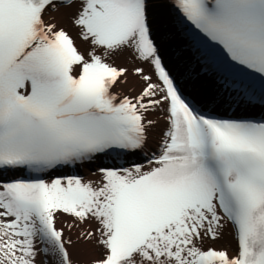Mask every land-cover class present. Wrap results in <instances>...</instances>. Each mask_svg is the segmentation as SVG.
<instances>
[{
  "label": "bare ground",
  "instance_id": "1",
  "mask_svg": "<svg viewBox=\"0 0 264 264\" xmlns=\"http://www.w3.org/2000/svg\"><path fill=\"white\" fill-rule=\"evenodd\" d=\"M83 11L84 3L81 0L65 5H50L45 11V20L47 23H51L54 29L62 27L74 36L78 49L84 55V61L102 58L116 66L125 68L124 74L119 76L115 84L114 91L133 98L143 112L147 124L146 147L150 151H158L164 138V130L170 127V123L166 118L167 101L164 91L153 75L152 59L142 56L137 51V40H130L112 50L98 43L96 38L87 34L80 24L79 16ZM138 67L143 68L141 73L135 71ZM150 82L154 83L153 87L149 86ZM153 165L147 163L141 170L126 171L122 177L128 180L133 179ZM75 181L77 182V180L72 182ZM78 183L88 190V199L73 206L62 203L60 206L53 207L52 218L58 222L63 234L71 240L68 248L72 262L94 264L95 261L102 259V253L106 251L101 243V238L108 236L111 226V216L107 213L106 204L114 196L116 184L112 183L107 174L95 169L93 171L91 169L83 170V178H80ZM0 191L4 200L3 209L6 210V216L0 217V264H19L17 253L7 240V237L11 238L10 233L16 232H13L11 228L18 226L20 227L19 231H22V228L24 231L34 233L38 229V224L28 220L27 213L22 212L9 198H5L1 186ZM91 199V204L87 203ZM12 219L15 222H11ZM90 230H93L92 234H90ZM215 232V238H210L205 232L204 234L203 232L192 233L186 238L184 235H179L178 232L177 242H173L171 245L165 240L164 233V236H161V233L158 232L154 235L153 240L142 247V250L122 261V264H186L191 261L194 263L192 254L209 245L220 248V256L214 260L205 259L202 264H226L235 255L236 243L232 228L222 220L215 227ZM23 240L25 239L23 238ZM163 245H170V247ZM52 249V245L47 243L43 258H46L44 260L48 261V264L52 258ZM19 251V255L24 257L27 255L28 249L21 247ZM32 264L44 263L36 260Z\"/></svg>",
  "mask_w": 264,
  "mask_h": 264
}]
</instances>
